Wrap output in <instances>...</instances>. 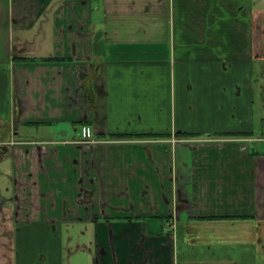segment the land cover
<instances>
[{"label": "crops", "instance_id": "obj_1", "mask_svg": "<svg viewBox=\"0 0 264 264\" xmlns=\"http://www.w3.org/2000/svg\"><path fill=\"white\" fill-rule=\"evenodd\" d=\"M5 156L0 264H264V0H0Z\"/></svg>", "mask_w": 264, "mask_h": 264}, {"label": "rangeland", "instance_id": "obj_2", "mask_svg": "<svg viewBox=\"0 0 264 264\" xmlns=\"http://www.w3.org/2000/svg\"><path fill=\"white\" fill-rule=\"evenodd\" d=\"M68 132L73 130V127H68ZM43 128H40L39 132L35 126L31 125H20V133L17 135L18 138H33V137H44V134L41 132ZM92 131V129H91ZM95 137L94 133L92 135ZM11 161L9 160L8 156H5L4 160H0V200L8 201L9 197L12 195L7 190L10 189L11 186V177H10V168H11ZM76 256V255H75Z\"/></svg>", "mask_w": 264, "mask_h": 264}, {"label": "trees", "instance_id": "obj_3", "mask_svg": "<svg viewBox=\"0 0 264 264\" xmlns=\"http://www.w3.org/2000/svg\"><path fill=\"white\" fill-rule=\"evenodd\" d=\"M31 59V58H30ZM42 60H53V58H44ZM185 135H188V136H192L193 134H185ZM149 137H152V139H158V138H165L167 137V134L165 133H152V134H148ZM100 137V136H99ZM139 137V134H110L108 136H106L105 140H111L112 138L113 139H126V138H137Z\"/></svg>", "mask_w": 264, "mask_h": 264}, {"label": "built area", "instance_id": "obj_4", "mask_svg": "<svg viewBox=\"0 0 264 264\" xmlns=\"http://www.w3.org/2000/svg\"><path fill=\"white\" fill-rule=\"evenodd\" d=\"M81 137H82V140L85 141V142H91V143H102V142H105L107 140H101V139H98V138H95L93 137V132L91 131L90 127L89 126H82L81 127ZM110 141V140H108Z\"/></svg>", "mask_w": 264, "mask_h": 264}]
</instances>
